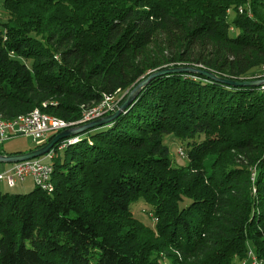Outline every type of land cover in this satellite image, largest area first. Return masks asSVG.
<instances>
[{"label": "trees", "instance_id": "16d2710c", "mask_svg": "<svg viewBox=\"0 0 264 264\" xmlns=\"http://www.w3.org/2000/svg\"><path fill=\"white\" fill-rule=\"evenodd\" d=\"M2 5L4 121L39 110L77 123L166 68L264 79V0ZM83 135L38 158L53 168L52 192L0 193V264H264V86L160 76ZM165 136L188 142L187 167L173 166ZM140 201L154 228L134 216Z\"/></svg>", "mask_w": 264, "mask_h": 264}, {"label": "water", "instance_id": "95a60500", "mask_svg": "<svg viewBox=\"0 0 264 264\" xmlns=\"http://www.w3.org/2000/svg\"><path fill=\"white\" fill-rule=\"evenodd\" d=\"M173 74H190V75H199L205 77L209 80L225 84L230 87L235 88H246V87H261L264 86V79L262 80H232L224 77H219L215 73L209 70L200 69L191 66H182V67H174V68H166L163 70L155 71L151 73L147 78L139 82L127 95L124 99L123 103L119 106V108L108 116L99 118L90 123L75 126L63 130L62 132L56 134L52 140H50L45 146L30 151L28 153L23 154H14V155H2L0 154V164H17L22 163L34 159H38L44 156L49 155L54 147L58 145L60 142L77 138L87 131L96 130L98 128H102L114 122L122 113H124L138 98L143 89L155 78L160 76H167Z\"/></svg>", "mask_w": 264, "mask_h": 264}, {"label": "built area", "instance_id": "2783aa9c", "mask_svg": "<svg viewBox=\"0 0 264 264\" xmlns=\"http://www.w3.org/2000/svg\"><path fill=\"white\" fill-rule=\"evenodd\" d=\"M119 103L120 102H118L117 104H103V107L99 109L97 114L90 115L85 118V124L102 118L104 116L113 114L119 108ZM68 128L71 127H62L48 123H40L38 118L37 121H33V123H28L22 128H10V126H0V143L4 142L7 139L14 138L17 136H24L32 139L34 143H41L51 135H56ZM69 140L71 139L64 140L61 142V144ZM61 144L58 146V150L60 151ZM179 155L185 157V155H182L181 149H179ZM48 158H51V153L48 155ZM46 170L47 163L45 162V160L42 159H34L22 163H17L14 164L12 169L7 173L0 174V181H5L10 188H13L17 180L25 181L28 178H32L34 183H40V189H45L48 191L46 185ZM253 264H258V262L253 259Z\"/></svg>", "mask_w": 264, "mask_h": 264}, {"label": "rangeland", "instance_id": "374dc122", "mask_svg": "<svg viewBox=\"0 0 264 264\" xmlns=\"http://www.w3.org/2000/svg\"><path fill=\"white\" fill-rule=\"evenodd\" d=\"M2 4H3V0H0V23L4 22L6 18V13H5V10L3 9ZM118 94L119 93L114 94L116 99L118 97H120L118 99H122V97L126 95V94H120L118 96ZM117 101L118 100L114 102L116 103ZM81 137L86 138L87 136L82 135ZM36 144L37 143H34L33 140L30 138H27L24 136H17L14 138L7 139L4 142L0 143V150L4 151L7 154L28 153L30 152V149L33 148ZM164 144L169 149L170 159L174 167H187L188 166L189 161L187 157H182L179 155V149H181L183 154L186 156L188 142L175 139L171 136H165ZM42 160H45V159L43 158ZM34 188H35V185H32L31 187L26 188L25 190H19L18 188H14V189H10L9 192L13 194H26L32 191ZM187 203L188 202L186 201V204ZM131 209H132L134 216L138 220H140L142 223H144L147 227H150V228L155 227V221L152 218L153 217L152 208L150 206L140 201V202L133 204Z\"/></svg>", "mask_w": 264, "mask_h": 264}, {"label": "bare ground", "instance_id": "6f19581e", "mask_svg": "<svg viewBox=\"0 0 264 264\" xmlns=\"http://www.w3.org/2000/svg\"><path fill=\"white\" fill-rule=\"evenodd\" d=\"M116 100H118V101L115 103L114 101H116ZM118 102H120V99H116L113 96H105L104 100L102 102H100L99 105H97L96 107H94L92 109L89 108L90 110L86 109L87 111L84 113L83 118L77 123H67L63 120L54 118L52 116L43 114L42 112H40L38 110H35L29 114L19 116V117L15 118L14 120H11V121H4L0 118V126H10V128H22L23 126L27 125L28 123H33V121H37V118H38L40 123H48V124H53L55 126H62V127H75V126L85 124V118L87 116L97 114L99 109L101 107H103V104H117ZM78 140L79 139L77 137V138H72L69 141H65L64 143L61 144V151L64 148H66L68 145L76 143ZM182 154H183V152H182ZM51 156H52V153H51ZM52 174H53V168L49 163H47L46 185H47L48 191H50V192H52L54 190V185H53L52 180H51ZM35 185H36V187L40 188V183H35ZM42 190H45V189H42ZM45 191H47V190H45Z\"/></svg>", "mask_w": 264, "mask_h": 264}, {"label": "crops", "instance_id": "0c3cea01", "mask_svg": "<svg viewBox=\"0 0 264 264\" xmlns=\"http://www.w3.org/2000/svg\"><path fill=\"white\" fill-rule=\"evenodd\" d=\"M21 154V153H20ZM7 155V154H6ZM12 155V154H10ZM13 165L9 164H0V174L7 173L12 169ZM34 181L32 178H28L25 181H16V184L13 188H10L5 181H0V193H10V189L18 188L19 190H25L26 188L34 185ZM36 186V185H35Z\"/></svg>", "mask_w": 264, "mask_h": 264}]
</instances>
